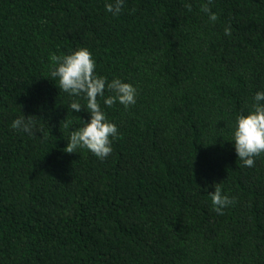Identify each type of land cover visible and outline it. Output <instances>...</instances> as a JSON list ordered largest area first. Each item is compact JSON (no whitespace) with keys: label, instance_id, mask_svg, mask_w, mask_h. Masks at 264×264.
Masks as SVG:
<instances>
[{"label":"trees","instance_id":"obj_1","mask_svg":"<svg viewBox=\"0 0 264 264\" xmlns=\"http://www.w3.org/2000/svg\"><path fill=\"white\" fill-rule=\"evenodd\" d=\"M106 2L0 0V264H264V156L244 167L232 145L264 91V0H213L215 23L205 0ZM79 48L137 90L127 110L98 98L119 132L104 161L62 151L90 114L49 57ZM21 115L38 133L11 128Z\"/></svg>","mask_w":264,"mask_h":264},{"label":"clouds","instance_id":"obj_2","mask_svg":"<svg viewBox=\"0 0 264 264\" xmlns=\"http://www.w3.org/2000/svg\"><path fill=\"white\" fill-rule=\"evenodd\" d=\"M213 0H205L200 4V12L207 15L209 22L215 23L218 16L211 11ZM125 6V0H108L105 3V11L113 16L121 14ZM190 12L192 5L185 4ZM232 34L231 25L224 28V35ZM50 64L48 75L58 80L59 89L73 98L83 97L86 100L87 113L90 114L88 122L82 121V126L69 131V139L62 150L66 154H77L78 150H86L98 160H106L113 152L112 143L119 138L117 126L109 122L102 110L98 98L103 99L105 107L111 108L117 103L127 110L136 103L137 90L129 83L114 78L110 82L105 77L96 74V62L87 48H79L70 54L49 57ZM111 93L105 98V92ZM72 111H83L81 104L73 99L69 105ZM35 116L25 117L21 115L12 121L11 128L23 132L29 136L38 133ZM64 127L69 128V123ZM232 145L237 159L244 167L255 166L257 157L264 156V91L256 92L253 103L247 115H238L232 132ZM210 193L213 211L218 215L224 214V209L236 203L235 198H230L222 193L219 184H215Z\"/></svg>","mask_w":264,"mask_h":264}]
</instances>
